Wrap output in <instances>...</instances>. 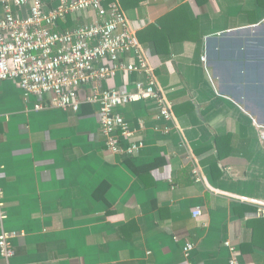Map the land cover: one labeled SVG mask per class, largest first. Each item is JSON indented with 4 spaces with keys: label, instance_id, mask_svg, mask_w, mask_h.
<instances>
[{
    "label": "crops",
    "instance_id": "1",
    "mask_svg": "<svg viewBox=\"0 0 264 264\" xmlns=\"http://www.w3.org/2000/svg\"><path fill=\"white\" fill-rule=\"evenodd\" d=\"M115 1L173 122L156 120L150 102L119 108L137 132L122 148L143 147L114 154L92 105L35 110L40 100L1 81L0 201L4 230L15 234L9 263L227 264L229 240L240 264H264L262 252L242 251L247 219L264 216V0ZM94 19L78 13L57 29ZM136 80L143 77L120 72L99 89L129 91Z\"/></svg>",
    "mask_w": 264,
    "mask_h": 264
},
{
    "label": "built area",
    "instance_id": "2",
    "mask_svg": "<svg viewBox=\"0 0 264 264\" xmlns=\"http://www.w3.org/2000/svg\"><path fill=\"white\" fill-rule=\"evenodd\" d=\"M89 11L95 15L92 23L57 29L68 16ZM120 72L140 75L143 80L132 82L129 91L99 89ZM6 80L16 82L25 97L40 100L35 110L48 107L78 113L82 104L92 105L106 148L114 154L130 157L143 147L142 141H132L122 148L137 132L117 112L119 108L150 102L156 120L173 122L172 106L115 0H0V82ZM82 90L86 93L81 98ZM45 97L46 104L42 102ZM168 130L167 126L163 129ZM261 130L264 140V126ZM192 177L200 181L196 167ZM2 206L0 201V256L10 264L15 234L4 230ZM192 214L198 217L201 212L196 209ZM223 245L230 253L227 264H240L236 246L229 240ZM193 247L189 242L183 245L184 257L189 259Z\"/></svg>",
    "mask_w": 264,
    "mask_h": 264
},
{
    "label": "trees",
    "instance_id": "3",
    "mask_svg": "<svg viewBox=\"0 0 264 264\" xmlns=\"http://www.w3.org/2000/svg\"><path fill=\"white\" fill-rule=\"evenodd\" d=\"M67 19H69V16ZM67 22L69 23V20ZM245 207L248 211L255 210V208L251 206ZM247 227L251 230V240L246 245L242 246V251L252 252L253 250H258L264 254V216L247 219Z\"/></svg>",
    "mask_w": 264,
    "mask_h": 264
},
{
    "label": "rangeland",
    "instance_id": "4",
    "mask_svg": "<svg viewBox=\"0 0 264 264\" xmlns=\"http://www.w3.org/2000/svg\"><path fill=\"white\" fill-rule=\"evenodd\" d=\"M8 81H11V80H8Z\"/></svg>",
    "mask_w": 264,
    "mask_h": 264
}]
</instances>
